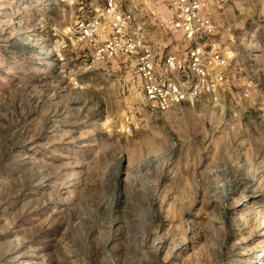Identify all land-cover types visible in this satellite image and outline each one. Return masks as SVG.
<instances>
[{
  "label": "rangeland",
  "instance_id": "1",
  "mask_svg": "<svg viewBox=\"0 0 264 264\" xmlns=\"http://www.w3.org/2000/svg\"><path fill=\"white\" fill-rule=\"evenodd\" d=\"M117 1L185 58L165 2ZM203 1L225 83L157 113L77 32L105 0H0V264H264V0Z\"/></svg>",
  "mask_w": 264,
  "mask_h": 264
},
{
  "label": "built area",
  "instance_id": "2",
  "mask_svg": "<svg viewBox=\"0 0 264 264\" xmlns=\"http://www.w3.org/2000/svg\"><path fill=\"white\" fill-rule=\"evenodd\" d=\"M162 1L170 7L172 26L188 45L185 58L155 51L145 41L139 22L131 12L121 10L117 0H105L103 6L94 7L90 16L77 22V32L92 42L102 26L110 29L101 44L93 45L94 55L101 59L118 54L133 58L146 107L153 112L165 113L183 103L198 102L204 95L217 101L229 61L215 43L216 26L204 10V1Z\"/></svg>",
  "mask_w": 264,
  "mask_h": 264
},
{
  "label": "bare ground",
  "instance_id": "3",
  "mask_svg": "<svg viewBox=\"0 0 264 264\" xmlns=\"http://www.w3.org/2000/svg\"><path fill=\"white\" fill-rule=\"evenodd\" d=\"M164 153V150L163 151H158V152H155V153H151L150 155L148 156H145L143 159L139 160L138 162H136L133 167H137V166H141V165H145L147 164L149 161H151L153 158H156L158 157V155L160 154H163ZM132 164V163H131ZM132 166V165H131Z\"/></svg>",
  "mask_w": 264,
  "mask_h": 264
},
{
  "label": "crops",
  "instance_id": "4",
  "mask_svg": "<svg viewBox=\"0 0 264 264\" xmlns=\"http://www.w3.org/2000/svg\"><path fill=\"white\" fill-rule=\"evenodd\" d=\"M158 53L161 54V55L163 54L162 52H158ZM144 99H145V97H144ZM145 103H146V101H145Z\"/></svg>",
  "mask_w": 264,
  "mask_h": 264
}]
</instances>
